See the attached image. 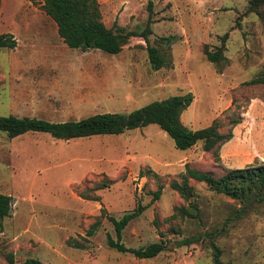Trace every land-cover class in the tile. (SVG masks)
Returning a JSON list of instances; mask_svg holds the SVG:
<instances>
[{
    "label": "rangeland",
    "instance_id": "rangeland-1",
    "mask_svg": "<svg viewBox=\"0 0 264 264\" xmlns=\"http://www.w3.org/2000/svg\"><path fill=\"white\" fill-rule=\"evenodd\" d=\"M250 1L99 0L108 28L117 24L138 33L152 6L150 44L168 48L163 39L176 37L171 65L155 70L142 38H133L118 55L74 50L39 5L0 0V33L18 42L14 50L0 49L1 116L79 121L130 114L192 93L183 125L199 130L217 121L223 133L234 135L217 152H206L202 144L176 149L156 126L71 141L40 133L10 139L0 132V194L14 201L12 216L0 227V264H10L11 255L15 264H214L208 233L224 264H264V202L251 196L238 201L190 178L189 203L171 188L188 169L222 177L264 165V85L252 84L264 69V18L248 13ZM226 34L227 63L220 71L204 51H217ZM105 177L114 185L96 193L100 202L79 196ZM140 204L146 210L125 229L122 243L139 249L168 240V249L154 259L108 246L109 236L117 235L104 213L121 219ZM178 208L197 216L171 218ZM97 221L101 226L90 236ZM192 237L202 240L176 245Z\"/></svg>",
    "mask_w": 264,
    "mask_h": 264
},
{
    "label": "trees",
    "instance_id": "trees-1",
    "mask_svg": "<svg viewBox=\"0 0 264 264\" xmlns=\"http://www.w3.org/2000/svg\"><path fill=\"white\" fill-rule=\"evenodd\" d=\"M32 4L39 5L45 14L54 21L57 26L58 34L63 42L74 50H98L108 55L120 54L133 38H142L147 44L150 62L155 70H161L171 65L170 50L176 37L164 38L168 48L162 49L150 44L149 36L152 34L153 11L150 6V19L144 31H128L124 27L115 24L108 28L103 21L101 4L99 0H28ZM248 13H256L264 18V0H251ZM228 34L223 38V45L217 51L209 50L205 47V55L209 62L217 64L223 70V65L227 63L225 57L226 40ZM18 42L12 34L0 33V49L14 50ZM254 85H264V69L252 81ZM194 95L173 96L165 100L155 101L143 108L135 110L130 114H99L76 121L51 122L44 119L20 118L14 115H0V132L7 135L10 139H15L29 133L49 134L56 140L71 141L93 136H119L128 132L144 129L149 126H156L166 133L175 144L176 149L187 151L198 144L203 145L206 152L219 149L225 143L230 142L234 135L233 132L225 134L221 131L218 122H214L210 127L191 130L185 127L181 121L184 112L193 104ZM234 123V127L239 125ZM217 152V151H216ZM218 154H216L217 156ZM190 179L200 183H205L212 191L224 194L232 199L244 202L249 196L258 198V202H264V165L249 166L244 169L230 170L222 177H215L211 172H201L188 169L187 175L181 182L173 181L171 188L178 192L189 203L194 196V188L190 185ZM114 181L104 178L79 193L85 200L100 202L101 198L96 195L99 191L110 189ZM162 191L155 194L156 200L160 199ZM191 204V203H190ZM14 201L11 196L0 194V227L7 218L12 216ZM194 209L199 208L194 205ZM146 207L138 205L137 208L117 219L113 216H105L114 225L117 240L111 236L108 238V246L121 253L133 254L139 259H154L168 249V240L164 238L158 243L150 244L144 248H127L122 243L123 232L132 221L139 218ZM178 213L171 218H195L190 209L178 208ZM101 222L92 224L88 233L94 236L99 230ZM178 232V231H177ZM164 236V235H162ZM210 239V249L213 254L214 264H224L222 261V251L215 244L214 236L210 233L206 235ZM201 237L184 238L176 245L181 247L192 246L201 242ZM10 264H15L13 255L9 257ZM23 264H43L38 259H27Z\"/></svg>",
    "mask_w": 264,
    "mask_h": 264
}]
</instances>
